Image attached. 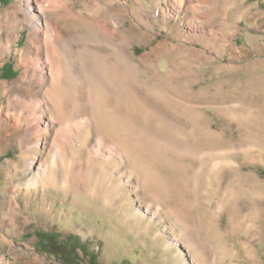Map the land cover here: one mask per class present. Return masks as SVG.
Masks as SVG:
<instances>
[{
    "label": "rangeland",
    "instance_id": "374dc122",
    "mask_svg": "<svg viewBox=\"0 0 264 264\" xmlns=\"http://www.w3.org/2000/svg\"><path fill=\"white\" fill-rule=\"evenodd\" d=\"M82 1L57 29L96 84L44 93L0 0V264H264V0Z\"/></svg>",
    "mask_w": 264,
    "mask_h": 264
},
{
    "label": "bare ground",
    "instance_id": "6f19581e",
    "mask_svg": "<svg viewBox=\"0 0 264 264\" xmlns=\"http://www.w3.org/2000/svg\"><path fill=\"white\" fill-rule=\"evenodd\" d=\"M17 1L19 2V5L14 6L12 8V12L10 13V15L6 14L5 16L7 19H10V21H21V22H25L27 25L30 26L31 31L29 33V38L27 43L30 45V47H33V44L37 45L36 51H39L38 53H41L40 56L44 58L45 65L47 66L49 72L48 74H49L50 83L48 85V89L44 93H47V91L51 89H55L57 91L63 87L71 90L72 88H74L76 83L78 84L77 82L78 77L75 76V73H81L82 76L85 77L86 73L91 72V74L86 75L87 77H85V79L88 81L89 85L93 86L94 84H96L94 83V78H93L94 66L90 67L88 64V61L89 62L91 61L90 59V57H92L91 53H89V55L87 56L86 53H83L82 51L78 50L79 55L83 54L82 55L83 59H82L81 56L77 54V48L73 47L74 45L70 42L69 39H64L62 32L57 29L58 28L57 24L60 21H68L77 18L76 14L72 12V9L76 1H82V0H17ZM96 1L102 6L104 5L105 7L103 6V8L112 12L114 21H124L125 8L127 7L128 3L125 6L122 0H96ZM156 1H158V4H162V5H167L170 2L173 3L176 2L177 6L178 4L183 2V0H176V1L156 0ZM134 4L137 6L138 0H132L130 5H134ZM116 6H120L121 8H117ZM18 13L22 14L21 20L17 19ZM94 26L98 27V25H94ZM99 63H100L99 65L100 69L106 72L105 75L107 76L108 74L110 75V70L105 67V64H103L102 61H100ZM27 64L28 62L24 59H21L19 61V66L24 67V69L26 68L22 73L23 75H21L22 80L24 79V76L27 74ZM102 65H104V68ZM30 77L31 76H29L28 78L25 77L24 82L25 81L28 82V79ZM35 81L37 82H34L33 83L34 85L35 84L40 85L42 83V80L38 78L35 79ZM81 81L85 82V80H81ZM102 81H103L102 83H104L105 85L109 84L108 77Z\"/></svg>",
    "mask_w": 264,
    "mask_h": 264
},
{
    "label": "trees",
    "instance_id": "16d2710c",
    "mask_svg": "<svg viewBox=\"0 0 264 264\" xmlns=\"http://www.w3.org/2000/svg\"><path fill=\"white\" fill-rule=\"evenodd\" d=\"M38 245L43 251L49 252L50 254L51 253L56 254V252H55L56 248L61 249V254L59 255V257L63 256V259L67 263H69V261H68L69 258L74 256V254H75V251L73 248L74 243L73 244L63 243L62 245H56L54 243V237L52 235L48 236V237H44V235H40L39 239H38ZM90 263L95 264L93 254L90 255Z\"/></svg>",
    "mask_w": 264,
    "mask_h": 264
}]
</instances>
